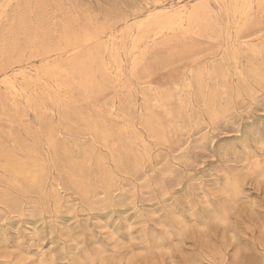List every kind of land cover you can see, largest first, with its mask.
Segmentation results:
<instances>
[{
  "label": "rangeland",
  "instance_id": "1",
  "mask_svg": "<svg viewBox=\"0 0 264 264\" xmlns=\"http://www.w3.org/2000/svg\"><path fill=\"white\" fill-rule=\"evenodd\" d=\"M0 264H264V0H0Z\"/></svg>",
  "mask_w": 264,
  "mask_h": 264
}]
</instances>
